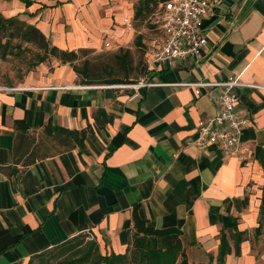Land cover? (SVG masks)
Here are the masks:
<instances>
[{
  "label": "crops",
  "instance_id": "0c3cea01",
  "mask_svg": "<svg viewBox=\"0 0 264 264\" xmlns=\"http://www.w3.org/2000/svg\"><path fill=\"white\" fill-rule=\"evenodd\" d=\"M4 1L10 16L38 13L33 23L61 49L95 46L107 31L126 41L134 33L122 21L133 16L134 0ZM203 33L198 57L155 64L139 80L151 86L81 85L69 64L53 63L26 74L20 90L0 89V264H27L79 235L102 254H124L133 213L147 227L172 230L157 246L179 242L190 264H216L222 233L231 248L224 264H264V0H218ZM235 77L261 86L236 89V111L248 121L238 155L192 146L221 88L191 85ZM55 126L85 131V151L56 145L30 165L14 163L16 134L34 136L24 161L38 144L40 154L50 148L43 129Z\"/></svg>",
  "mask_w": 264,
  "mask_h": 264
},
{
  "label": "trees",
  "instance_id": "16d2710c",
  "mask_svg": "<svg viewBox=\"0 0 264 264\" xmlns=\"http://www.w3.org/2000/svg\"><path fill=\"white\" fill-rule=\"evenodd\" d=\"M20 1L23 2L25 6H29L32 3V0ZM163 1L164 0H157L159 10ZM138 4L139 9L135 12L134 18L140 14L142 9L141 6L148 7L149 0H145V2L144 0H139ZM19 18L20 17L16 15L4 17L0 13V58H6L9 54L13 55L14 58H19L17 52L21 45H25L35 48L31 54L32 60L24 61L29 68L44 62L48 57H54L60 64H69L72 67L73 71L77 74V77L80 78L78 79V82L81 85H123L134 83L133 79L129 78L130 69L128 67V51L119 52L113 55L118 61V65L125 70L126 73H123L125 77L123 78L120 75V72H112V75L108 73L105 77L103 73H106L108 69L112 70V65L111 67L108 64H105L102 67H93L91 65L92 62L86 55V48L70 50L61 49L58 46L53 45L35 24L28 23ZM28 51H30L29 48ZM99 68L100 72L97 71ZM148 70L149 69L146 68L141 79H144L147 76ZM6 86L14 87L12 85ZM43 133L45 134V137L51 138L50 148L43 146L45 151H42L40 154L38 153V149L40 148V145L38 144L29 155V158L24 161L23 155L25 153L24 146L26 141L29 139L31 142H34V136L30 135L27 131L16 134L17 143L13 145L14 163L16 165L20 163L30 165L35 162V159H37L38 156L40 159L41 157L51 155L52 150L58 151L59 149L57 146H63L65 149L78 147L81 151H85V131L67 130L55 126L45 127ZM16 171V168H10V173L13 174ZM260 213L262 219L264 217V190ZM133 223L135 233L129 243L127 252L124 254H102L96 240L89 239L88 235H79L52 248L58 253L51 252L52 249L45 250L40 254L33 256L27 264H190L188 263L179 242L166 250H162L157 246V237L168 234L169 232H172V230H156L152 227H147L146 224L137 217L136 213H133ZM232 237L235 254L238 255L239 244L243 240V233L237 232L233 234ZM230 252L231 248L228 243V237L225 233H222L220 236L216 264H224L225 257ZM51 257H54L52 262L50 261ZM211 262L212 258H210L208 264H211Z\"/></svg>",
  "mask_w": 264,
  "mask_h": 264
},
{
  "label": "built area",
  "instance_id": "2783aa9c",
  "mask_svg": "<svg viewBox=\"0 0 264 264\" xmlns=\"http://www.w3.org/2000/svg\"><path fill=\"white\" fill-rule=\"evenodd\" d=\"M217 1L164 0L157 19L163 37L152 53V58L147 64L148 69L161 62L198 57L207 43L206 35L203 33L204 18L211 12ZM209 85L221 88L220 94L214 100L215 113L199 122L195 136L189 144L199 149L214 146L227 157L236 156L240 150L242 131L248 125L247 119L241 117L236 111L238 101L236 89L245 84L235 77L224 82L191 86L198 89L200 86ZM145 86H151V84L139 82L135 87ZM0 89L17 91L22 88L3 86ZM198 93L199 91L196 90V94Z\"/></svg>",
  "mask_w": 264,
  "mask_h": 264
},
{
  "label": "rangeland",
  "instance_id": "374dc122",
  "mask_svg": "<svg viewBox=\"0 0 264 264\" xmlns=\"http://www.w3.org/2000/svg\"><path fill=\"white\" fill-rule=\"evenodd\" d=\"M105 1L109 3L106 6H111L112 0H105ZM138 1L139 0H134L133 2V16L130 19L125 18V16L123 17L124 20L122 18L123 22L125 21V23L128 24L131 23L132 27L134 28V33L132 34V36L129 38L128 41H126L125 38L123 40V36L120 37V40H118L117 38L113 37L109 31H107L105 32L106 34L103 33V35L99 37V40L97 41L95 46L79 47V48L87 49L86 55L92 62L91 65L93 67H102L105 64H108L111 67L112 65L113 67L112 70L108 69L106 73H103L105 77L106 75H108V73L111 74L112 72L114 73L120 72V75L123 78L125 77L123 75V73H126L125 70H123L118 65V61L113 57V55L119 52L128 51L129 53L128 67L130 69L129 78L133 79L134 83L113 85L114 87H120V88L123 87L128 88L131 86L135 87L138 84L135 83L141 79V76H143L144 71L146 70V68H148L147 64L152 58L153 51L156 49V47L154 48V45L157 46L162 41L161 38L162 30L160 29L157 20L158 10H159V5L157 0H149V5L147 8L141 6L142 9L140 14L136 18H134L135 12L137 11V9H139ZM26 11L28 13L20 12L18 15L16 14V16L20 17L19 19L34 24L33 21H35L38 13H36L35 17L31 18L30 16H32L33 13L29 12L28 10ZM0 13L4 17H10L9 12L7 13L6 2L4 0H0ZM47 18L51 19V16H47ZM64 21L65 20H63V23H65ZM116 23L117 22L115 20V11H113L111 16L110 28L111 27L113 28V26ZM36 24L37 23H35V25ZM162 37H163V33H162ZM28 48L30 51H28ZM79 48H73V49H79ZM34 50L35 48H32L30 46L21 45L19 51L17 52L19 58H14L13 55L11 54L7 55L6 58H0V87L6 85L17 86L19 83H21L22 78L26 74H28L30 71H33L36 68V66L40 64L52 65L53 63L55 64L59 63L56 58L48 57L44 62H41L36 66L29 68V66L24 61L32 60L31 54ZM97 71L100 72V68ZM51 252L58 253L54 249H52ZM53 260L54 257H51L50 261L52 262Z\"/></svg>",
  "mask_w": 264,
  "mask_h": 264
}]
</instances>
